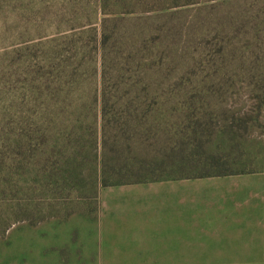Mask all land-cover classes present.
<instances>
[{
    "label": "rangeland",
    "instance_id": "obj_1",
    "mask_svg": "<svg viewBox=\"0 0 264 264\" xmlns=\"http://www.w3.org/2000/svg\"><path fill=\"white\" fill-rule=\"evenodd\" d=\"M143 1L116 32L132 40L145 31L159 43L156 78L188 87L181 102L190 114L208 108L216 126L233 113L256 121L234 129L236 147L213 138L206 150L229 155L235 173L264 171V0H197L168 11ZM101 19L98 0H0V264H107L112 256L89 223L101 188Z\"/></svg>",
    "mask_w": 264,
    "mask_h": 264
},
{
    "label": "trees",
    "instance_id": "obj_2",
    "mask_svg": "<svg viewBox=\"0 0 264 264\" xmlns=\"http://www.w3.org/2000/svg\"><path fill=\"white\" fill-rule=\"evenodd\" d=\"M114 1L98 0L102 15L97 35L102 122L98 144L100 186L242 175L230 169L229 155L209 153L206 146L211 139L218 138L236 147L234 129L244 133L257 122L233 113L225 118V124L216 126L209 122L208 108L190 114L181 102L188 87L177 88L175 83L169 85L156 78L154 67L162 65L156 61L157 55L155 58L159 43L149 40L145 31L132 40L131 36L125 38L116 32L118 25L129 21L124 15L135 14L133 8L147 6V2L122 0L118 6L122 11L118 13ZM158 1L160 11H168L197 0ZM117 14L122 16L114 17ZM139 19L142 20H136ZM261 27L264 30V22ZM121 43L123 46L117 49ZM261 90L264 97V83ZM174 91L177 93L171 94ZM201 101L206 103L205 99ZM150 140L155 143L148 144Z\"/></svg>",
    "mask_w": 264,
    "mask_h": 264
},
{
    "label": "crops",
    "instance_id": "obj_3",
    "mask_svg": "<svg viewBox=\"0 0 264 264\" xmlns=\"http://www.w3.org/2000/svg\"><path fill=\"white\" fill-rule=\"evenodd\" d=\"M97 205L107 264H264V171L101 187Z\"/></svg>",
    "mask_w": 264,
    "mask_h": 264
}]
</instances>
